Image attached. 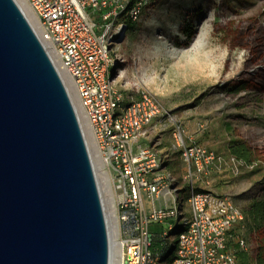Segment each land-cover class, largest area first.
<instances>
[{"label": "built area", "instance_id": "1", "mask_svg": "<svg viewBox=\"0 0 264 264\" xmlns=\"http://www.w3.org/2000/svg\"><path fill=\"white\" fill-rule=\"evenodd\" d=\"M21 2L54 65L67 77L87 146L86 136L92 141L88 150L108 226L110 264H239L237 248L247 250L248 243L233 231L244 212L230 196L194 186V178L207 175L220 157L188 143L184 121L170 117L174 149L187 165V186H180L156 148L137 145L145 127L169 111L148 90L128 100L116 85L117 42L156 0ZM96 13L100 24L92 19ZM98 172L108 184L111 213ZM154 224L161 226L158 233ZM157 237L169 253L154 250Z\"/></svg>", "mask_w": 264, "mask_h": 264}, {"label": "water", "instance_id": "2", "mask_svg": "<svg viewBox=\"0 0 264 264\" xmlns=\"http://www.w3.org/2000/svg\"><path fill=\"white\" fill-rule=\"evenodd\" d=\"M0 264H110L76 110L16 0H0Z\"/></svg>", "mask_w": 264, "mask_h": 264}, {"label": "rangeland", "instance_id": "3", "mask_svg": "<svg viewBox=\"0 0 264 264\" xmlns=\"http://www.w3.org/2000/svg\"><path fill=\"white\" fill-rule=\"evenodd\" d=\"M148 11L117 42L116 85L127 99L155 94L171 134L173 117L188 141L186 121L198 113L212 122L203 137L216 146L224 132L251 146L259 159L236 163L223 181L244 212L264 199V0H156ZM92 19L102 23L98 13ZM242 232L255 250L258 241Z\"/></svg>", "mask_w": 264, "mask_h": 264}, {"label": "crops", "instance_id": "4", "mask_svg": "<svg viewBox=\"0 0 264 264\" xmlns=\"http://www.w3.org/2000/svg\"><path fill=\"white\" fill-rule=\"evenodd\" d=\"M134 97H130L132 99ZM137 99V98H134ZM129 100V99H128ZM196 113V112H195ZM165 117L156 118L152 123L147 125L143 131L142 136L138 140V146H150L156 148L164 158L163 167L170 172L176 179L180 186H187L183 177L187 170V165L182 161L179 153L174 149V142L171 138V129L165 130L167 125L161 124ZM188 127V143L200 144L210 150L216 152L220 160L216 161L215 166L208 172L207 175L196 176L194 178V186L198 191L213 190L217 193H225V186L223 181H227L226 176H232L236 163H246L244 160L237 158L230 150V146L235 141H240L236 138H231L226 132L222 137V144L216 146L213 140L203 137V134L211 128L212 122L205 119L198 113L186 121ZM206 125L201 129V125ZM214 125V124H213ZM171 126V125H170ZM226 124L225 127H227ZM213 137V136H212ZM210 137V138H212ZM213 139V138H212ZM236 158V159H235ZM227 173H223V171ZM236 175V174H235ZM161 226L154 224L152 228L160 229Z\"/></svg>", "mask_w": 264, "mask_h": 264}, {"label": "trees", "instance_id": "5", "mask_svg": "<svg viewBox=\"0 0 264 264\" xmlns=\"http://www.w3.org/2000/svg\"><path fill=\"white\" fill-rule=\"evenodd\" d=\"M230 150L237 158L248 163L259 159V157L256 156V151L241 140L233 142L230 146ZM244 214L245 219L243 223L236 226L233 232H236L234 234L242 235V230L244 231L245 228L250 239L255 237L258 241V245L255 250H253V248L239 250L236 246L238 262L239 264H264V199L253 201L249 208L244 211ZM152 230L158 233V228H152ZM242 236L248 243V239L244 235ZM153 248L165 255L169 253L170 247H168L161 238L157 237L153 244Z\"/></svg>", "mask_w": 264, "mask_h": 264}, {"label": "bare ground", "instance_id": "6", "mask_svg": "<svg viewBox=\"0 0 264 264\" xmlns=\"http://www.w3.org/2000/svg\"><path fill=\"white\" fill-rule=\"evenodd\" d=\"M17 1V3L20 5V7L22 8V10H23V12L25 13V15H26V12H25V9H24V7H23V4H22V2H21V0H16ZM58 67V66H57ZM58 70H59V68H57ZM59 72H60V75H61V77H62V79L64 80V82L66 83V85H67V83H68V80H67V77L65 76V74L62 72V71H60L59 70ZM69 94H70V96H71V99L73 100V102L75 103V95H74V93L69 89ZM81 121V125H83V123H82V119L80 120ZM83 127V126H82ZM87 137V142H88V146H89V149H90V151H91V149H92V141L89 139L88 140V136H86ZM94 164L96 165V166H98L97 164H96V161H94ZM99 177H100V179H101V185H102V189H103V192H104V194H105V197H106V201H107V207H108V209H109V212L111 213V211H112V200H111V198L109 197V193L107 192V190H108V184H107V182L105 181V179H104V177H103V175H102V173L101 172H98V174H97Z\"/></svg>", "mask_w": 264, "mask_h": 264}]
</instances>
